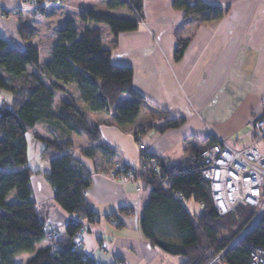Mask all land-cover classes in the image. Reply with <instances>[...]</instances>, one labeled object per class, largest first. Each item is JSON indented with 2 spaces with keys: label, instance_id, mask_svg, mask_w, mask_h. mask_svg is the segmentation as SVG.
Wrapping results in <instances>:
<instances>
[{
  "label": "trees",
  "instance_id": "trees-1",
  "mask_svg": "<svg viewBox=\"0 0 264 264\" xmlns=\"http://www.w3.org/2000/svg\"><path fill=\"white\" fill-rule=\"evenodd\" d=\"M27 1L39 4L64 0ZM107 6L111 9L126 7L131 16L80 10L78 19L85 28L79 33L74 21L67 20L58 31L50 60L43 66L39 63L38 48L31 43L33 33L27 24L20 22L18 26L24 47L9 44L0 34V91H8L13 96L12 105L0 109V264H101L86 255L81 247H75L83 222H94L96 214L85 198L93 173L72 154L71 133H84L89 142L94 143L81 149L83 156L93 157L96 148L115 155V149L101 140L98 125L89 121L86 111L109 113L112 110L115 123L126 127L135 122L144 105L151 104L133 86V68L113 64L110 49L102 45V31L88 26L107 25L114 37L134 31L142 18V0H107ZM171 6L182 11L186 21L175 29L173 56L178 61L195 29L220 20L226 10L205 0H172ZM187 22L191 28L184 32ZM70 87L76 88L77 99L71 95ZM58 91L68 93L69 99L56 104ZM152 106L155 113L165 118L157 128L160 132L184 123L183 118ZM261 119H264V105L262 114L251 121L252 126ZM38 123H45L55 132L52 139H47L33 131L44 143L43 155L49 156L47 179L54 192V201L63 211L79 218L69 220L62 232L57 231L59 239L42 247L37 244L46 240V216L32 198L30 178L33 172L25 167L26 133L34 130ZM150 127L154 126L139 129L134 135ZM216 140L209 136L203 141L204 147ZM201 149H194L190 158L178 164L165 162L153 154L167 185L149 172L137 176L136 181L150 188L140 218L141 232L151 246L182 259L180 264H211L217 256L213 264L220 261L249 264L250 244L264 247L260 239L253 236L260 222L244 237L237 235L255 210L239 207L222 216L215 212L209 183L199 171L197 155ZM10 197L13 200H8ZM189 199L200 205L199 213H191L186 208L184 202ZM22 253L32 255L24 263L17 262L16 257Z\"/></svg>",
  "mask_w": 264,
  "mask_h": 264
},
{
  "label": "crops",
  "instance_id": "crops-1",
  "mask_svg": "<svg viewBox=\"0 0 264 264\" xmlns=\"http://www.w3.org/2000/svg\"><path fill=\"white\" fill-rule=\"evenodd\" d=\"M205 1L223 7L225 15L218 21L199 25L178 61L173 56L175 29L186 21L182 11L172 8V0H142L144 24H139L134 31L114 37L109 29L104 31L99 28L103 33V47L111 51L112 63L133 68L135 89L152 105L169 112L171 116L183 118L184 123L178 128L160 132L157 128L165 118L155 113L151 104L144 105L135 122L126 127L115 123L112 110L109 113L86 111L89 121L98 125L101 140L116 151L115 155H108L96 148L93 157L81 153L83 147L94 144L89 142L86 134L71 133L74 143L72 154L93 173L85 198L96 214L94 222H83L88 227L83 228L77 242L81 243L82 251L97 263L109 264L118 258L123 264H180L182 259L151 246L141 232L140 218L150 188H144L138 181L122 184L95 173L96 169L111 171L116 165L137 167L142 158L139 143L165 162H184L192 156L194 149H203V141L209 136L231 143V136L251 124L254 115L262 111L264 0ZM64 2L75 5L76 9L65 7L59 13L52 3L36 4L41 13L37 17L40 23H36L37 8L33 9L31 2L0 0V34L9 35L12 45L24 47L25 41L18 32L20 22L31 28L32 44L39 29L46 30L51 35L50 39L44 42V48L41 44L37 47L39 63L43 66L51 58V48L58 31L67 20L77 22L80 10L131 16L126 7L109 8L107 0ZM81 23L82 32L86 25ZM184 28L186 32L191 24L187 22ZM5 40L10 43L7 38ZM44 54L45 60L42 61L40 57ZM69 90L77 99L76 88L70 87ZM55 96L56 104L69 98V94L62 91L56 92ZM12 100L10 92L0 91V109L11 106ZM149 125L154 127L134 135L135 131ZM33 131L47 139H52L55 132L45 123H38L34 130L26 133L25 167L33 172L30 178L32 198L46 216V224L62 232L69 220L79 218L66 213L55 203L54 192L47 179L49 156L43 155L44 143L34 136ZM253 236L256 237L255 234ZM48 244L49 241L43 240L37 247Z\"/></svg>",
  "mask_w": 264,
  "mask_h": 264
},
{
  "label": "built area",
  "instance_id": "built-area-1",
  "mask_svg": "<svg viewBox=\"0 0 264 264\" xmlns=\"http://www.w3.org/2000/svg\"><path fill=\"white\" fill-rule=\"evenodd\" d=\"M263 125L264 119L255 122L252 142L241 150H236L216 138L214 144L204 147L197 155L200 175L209 183L213 208L219 216L234 212L239 207H251L255 210L239 238L244 237L257 223L264 220V151L256 147V143L264 135L261 133ZM138 148L142 153L139 166L120 165L109 172H99V174L122 184L134 183L142 172H149L162 179L157 158L147 151L144 144H139ZM162 183L167 185L165 179H162ZM45 238L48 241H57L59 234L51 225L46 224ZM99 245L104 247L102 243ZM75 247H81L80 242H77ZM250 248L249 264H264V247L253 243L250 244ZM217 260L218 256L211 264ZM109 264H123V262L115 259Z\"/></svg>",
  "mask_w": 264,
  "mask_h": 264
},
{
  "label": "rangeland",
  "instance_id": "rangeland-1",
  "mask_svg": "<svg viewBox=\"0 0 264 264\" xmlns=\"http://www.w3.org/2000/svg\"><path fill=\"white\" fill-rule=\"evenodd\" d=\"M25 2H29V1H25ZM31 2V1H30ZM32 3V2H31ZM47 4H51L50 2H46ZM34 5V8H37L36 4L35 3H32ZM54 7H56V10L60 13L61 10H63L65 7L66 8H69V9H76V6L71 4V3H68V2H64V1H61L60 3H52ZM51 4V5H52ZM62 13V12H61ZM78 14V13H77ZM35 15H36V20H38V22L36 23H40L39 19H37V17H40L41 16V13H40V10L35 9ZM31 18V17H30ZM140 20L142 21H139V24H144V21H143V18H141ZM79 33L81 32L80 31V28H81V21L78 20L77 22H74ZM56 24H58V21H56ZM57 26V25H56ZM62 26V25H61ZM93 26H97L98 28H100L101 30H104V31H108V26L107 25H104V24H94ZM59 28V27H57ZM62 28V27H61ZM39 29V28H38ZM5 39L7 38V40L12 44L13 41L10 39L9 35H5L3 36ZM51 35H48L46 33V30H43L42 29H39V32L37 33V36L33 42V44L36 46V47H39V44H41V47H43V45L45 44L44 42H46L48 39H50ZM9 43V44H10ZM44 48V47H43ZM42 59V61L45 60V54L42 55V57H40ZM69 99V98H68ZM262 111H263V106H262ZM262 111L258 112L257 114H255L254 118L256 117H259L260 116V113L262 114ZM257 115V116H256ZM259 115V116H258ZM253 118V119H254ZM252 119V120H253ZM253 126L252 124H249L247 126H244L243 128H241L238 133L234 134L231 136V143H228V145H230L232 148L236 149V150H241L242 148L248 146L251 142H252V139H253ZM261 133H264V125L262 126L261 128ZM139 144H143V143H139ZM138 144V145H139ZM146 147V146H145ZM256 147L260 150V151H264V140L261 139L259 140L257 143H256ZM141 152V151H140ZM142 154V153H141ZM140 165V164H139ZM138 165V166H139ZM117 166H120V165H116V166H113L112 169H115ZM111 169V170H112ZM103 171V170H102ZM102 171H99V172H102ZM99 172H95V173H99ZM105 172H109V171H105ZM8 200H13L12 197H10ZM186 208L191 212V213H199L200 211V207H199V204H197L196 202H194L192 199H189V200H185L184 202ZM86 226V228L88 227V225H84ZM226 233V232H225ZM253 234H255V236L257 238L260 239V242L264 245V220L260 222V224H258L254 230H253ZM241 235V232L237 235L238 237ZM46 241V240H45ZM48 241V240H47ZM31 253H22L20 255H18L16 257V260L17 262H24L25 260H27V258H29L28 256L30 255ZM219 264H226L225 262L223 261H220Z\"/></svg>",
  "mask_w": 264,
  "mask_h": 264
}]
</instances>
